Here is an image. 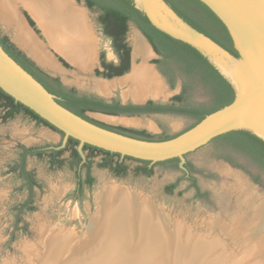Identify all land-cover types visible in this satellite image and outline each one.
<instances>
[{
  "label": "rangeland",
  "instance_id": "1",
  "mask_svg": "<svg viewBox=\"0 0 264 264\" xmlns=\"http://www.w3.org/2000/svg\"><path fill=\"white\" fill-rule=\"evenodd\" d=\"M19 11L23 14L22 16H24V13H27L31 18V15L28 12H24L22 8H19ZM86 16L97 39L96 59L100 55V58L102 57L105 62L115 63L116 57L112 43L102 35L97 22L98 13L86 11ZM31 19L39 30V34L36 35L38 44L62 69L64 68L61 72L57 73L55 71H46L59 77L66 86L74 87L80 92L97 93L98 91L94 89L95 82L93 81L95 78L93 69L95 67L89 72H83L81 68L80 70L78 69L79 67H75L76 65L73 66L51 46L43 33L44 30L41 25L35 19ZM0 33L6 35L9 41L14 40L12 30H6V32L1 30ZM133 37H135L134 27L130 23L125 35V42L130 48V52L133 46ZM131 58L130 55V60ZM61 59L65 61L67 66L61 63ZM135 59L136 63L140 62L141 64L143 62V60L141 62L139 55ZM152 60L154 58L150 59V62ZM95 65L100 70L98 62ZM160 79L166 89H164L166 95L164 97H150L147 100L154 98V101L167 103L172 96L180 94L181 79L177 78L171 89L161 76ZM129 88L130 83L118 86L111 90L113 93L110 91L107 99L117 97L121 101L123 100V102H131V96H128L127 99L122 98L123 93L126 90L128 92ZM174 91L175 93L168 96ZM188 101L190 104L205 103L208 101V96L202 87L197 85L189 93ZM1 116L2 110L0 108ZM89 117L94 121L111 127L143 130L155 138L179 134L194 124L193 119L176 115L139 117L135 119L139 120L141 124L137 127L107 122L96 115H90ZM150 124L156 127V129H150ZM157 128H160L161 131H158ZM59 141L60 136L57 133L47 127L38 125L23 114H16L12 119L6 121H2L0 118V264H36L34 260L38 257L40 258V255L43 253V250L37 245L40 226H48L51 230L64 229L73 232L76 237H79V243V240L85 237L87 225L95 212L94 196L98 188L105 184L119 185L132 192V194L147 199L165 217L167 228L170 230L176 222H182L193 233L202 236L208 221L213 220L217 222V226L214 225L213 227V232L216 235V240L222 241L221 245L223 248L225 247L224 250L228 256H232L237 252L238 248L235 246L236 237L243 229H249L250 224L253 222L255 208L264 204V185L261 186L254 183L245 172L231 167L222 160L216 159L213 145L195 150L186 156V160L190 161L198 170H201L205 175L210 174L214 176L203 177L195 175L199 190L208 194V201L203 198H194L195 190L190 187V183L187 180L180 181L171 194L165 193V187L174 183L182 176L181 169L171 170L150 164L149 166L153 167L152 173L146 177L135 174L134 169L140 165L139 163L120 157L119 159L122 160L126 167V173L116 176L109 169L98 166L102 160L101 155H95L90 158V175L93 178V183L90 187L84 184L81 192L78 193L76 192V173L74 170L69 169L67 165L69 154L68 152H64L60 156V159L64 161L61 168H51L46 156L41 158L27 157L26 169L32 172L40 188L34 189L33 210L20 215V221L17 224L18 229L15 230L12 224L16 214V207L23 203L27 197V191L25 188H21L22 181L18 176V172L12 171V167L18 162L20 153L18 146L56 147ZM83 156L85 157L86 153L83 152ZM238 161L246 166L251 174L257 173V168L247 162V160L238 158ZM222 170L231 171L233 175L239 177L249 186L251 188L250 196L248 198L244 196V199L240 191H238L235 177L226 175ZM79 176L83 180L85 170H81ZM262 180L264 184V176H262ZM236 226H243V229H239L238 233L237 227L233 231V234L228 233L236 228ZM255 228L249 229V238L257 236ZM26 244L27 246L34 245L37 248L39 256L32 258V262L34 263L28 261L29 256L24 249L25 247L27 248Z\"/></svg>",
  "mask_w": 264,
  "mask_h": 264
},
{
  "label": "bare ground",
  "instance_id": "2",
  "mask_svg": "<svg viewBox=\"0 0 264 264\" xmlns=\"http://www.w3.org/2000/svg\"><path fill=\"white\" fill-rule=\"evenodd\" d=\"M17 7L25 9L41 25L55 51L83 71L92 68L97 39L82 7L73 0H0V23L12 29L15 43L39 65L55 73L64 68L44 52L25 20L18 18ZM134 34L132 63L125 74L127 76L114 80H93L99 95L107 97L111 90L129 83L130 88L122 98L131 96L135 103L166 95L159 75L148 64L154 56L151 48L138 34ZM138 55L141 62L143 60L141 64L136 63ZM173 93L175 91L169 96ZM94 115L111 123L133 127L141 125L134 117ZM149 127L155 130L152 124ZM222 172L235 177L243 198L250 196L251 188L239 177L229 170ZM137 197L119 185L99 187L94 196L95 212L87 225L85 237L78 243L79 237L73 232L40 226L37 245L43 253L39 258L37 248L26 244L24 249L29 256L28 261L32 262L36 256L39 258L34 260L36 264H264V230L258 231L253 238L248 237L250 228L258 230L264 225V204L255 208L249 229L236 226L228 232L233 234L237 227L238 233L239 229H243L235 236L237 252L228 256L222 241L216 240L213 232L217 222L208 221L202 236L193 233L182 222H176L170 230L162 213L147 199Z\"/></svg>",
  "mask_w": 264,
  "mask_h": 264
},
{
  "label": "trees",
  "instance_id": "3",
  "mask_svg": "<svg viewBox=\"0 0 264 264\" xmlns=\"http://www.w3.org/2000/svg\"><path fill=\"white\" fill-rule=\"evenodd\" d=\"M79 2V0H76ZM85 7L89 11L98 13L97 22L100 26L102 35L109 39L112 48L119 58V62L115 65L112 62H105L102 65L105 68L115 69L116 72L110 74L95 71L97 77L111 79L114 76H121L129 71L130 48L125 42V35L128 24H133L140 33L145 37L153 51L158 55V59L152 60L159 74L167 81L172 88L177 78L181 79V92L179 95L171 98V104H160L148 101L146 105H120L118 100L107 103L101 98L79 95L74 89L63 87L57 78H51L26 59L12 44H9L6 37L0 36V46L4 52L11 57L21 68L30 74L41 86L51 95L57 97L56 102L72 112L76 116L87 120L99 127L105 128L112 132L131 138L142 139L147 141H164L176 137L172 136L153 137L146 131L127 129L123 127H111L94 121L86 116L87 112H97L106 115H150V114H167L188 117L194 120V124L184 131L193 127L201 121L206 115H209L230 104L234 99V92L229 83L214 69V67L203 57L195 48L180 40L174 39L169 35L155 28L145 16L144 13L137 10L132 0H82ZM184 23L192 29L202 34L221 49L226 51L234 58H239L238 52L234 49L231 37L222 23V21L200 0H162ZM24 16L34 32L39 34L35 23L29 16ZM64 66H67L62 62ZM201 86L208 96V101L199 104H190L188 101L189 93L195 86ZM0 102L4 108L2 119L4 121L12 119L16 114H23L38 125L49 128L58 133L63 138V133L58 131L46 121L37 116L34 112L24 107L20 103H16L11 97L0 90ZM182 131V132H184ZM181 132V133H182ZM208 144H212L215 150V158L228 163L231 167L245 172L254 183L263 186L262 176H264V141L257 138L245 130H234L222 134L212 139ZM207 144V145H208ZM59 146V144L57 145ZM56 146V147H57ZM78 141L69 137L65 148L60 150L50 149L48 146L26 148L18 146L20 153L18 162L12 167V171L18 172L21 179V188L27 191V197L18 207L14 216L13 228L17 230V224L20 221V215L24 212L33 210L32 200L34 189L40 188L34 179L32 172L26 169L27 157L41 158L46 156L51 168H61L64 161L60 156L64 152H68L67 165L69 169L76 173L77 183L76 192L80 193L82 186L85 184L90 187L93 178L90 176V158L95 155H101L102 160L98 164L100 168L109 169L114 175L121 176L126 173V167L117 162L120 158L119 154L110 153L89 145H83L82 150L86 151V162L81 164V158L76 150ZM187 156V155H186ZM185 156V158H186ZM238 158L247 160L257 168L256 174H251L246 166L239 163ZM124 159L132 160L140 165L134 169L135 174L150 176L152 166L150 162L136 160L128 157ZM179 159L173 158L154 165L162 166L171 170H179ZM185 171L174 183L165 187V193L171 194L182 180H187L190 187L195 190L194 198L205 199L208 201V194L201 192L197 185L195 175L203 177H214L213 175H205L198 170L190 161L184 163ZM85 170L84 179L81 180L79 173Z\"/></svg>",
  "mask_w": 264,
  "mask_h": 264
},
{
  "label": "water",
  "instance_id": "4",
  "mask_svg": "<svg viewBox=\"0 0 264 264\" xmlns=\"http://www.w3.org/2000/svg\"><path fill=\"white\" fill-rule=\"evenodd\" d=\"M73 1L85 11H89L82 0H79V2ZM200 1L211 9L225 25L239 58L229 55L211 40L184 23L162 0H132L134 7L144 13L155 28L174 39L189 44L205 57L229 83L234 92V99L230 104L206 115L193 127L174 138L164 141L131 138L99 127L76 116L60 106L56 102L57 97L49 94L41 84L9 57L1 46L0 90L16 103L28 108L63 133L60 146L56 149L64 148L69 137L77 140V152L82 159H84L82 147L83 145H89L110 153L119 154L122 158L128 157L148 161L151 165L178 158L179 169L185 171L183 165L186 161V155L212 145L208 144L212 139L227 132L245 130L264 141V0ZM19 8L21 7H17L18 18L23 17L22 19L27 23ZM23 11L27 12L25 9ZM28 27L31 29L29 25ZM133 27L134 33L138 34L151 48L154 60L158 59V55L153 51L145 37L134 25ZM1 30L6 32V30L12 29L0 23V32ZM10 42L39 68L46 70L30 57L25 50L20 48L14 40H10ZM130 53L132 54V50ZM131 63L132 58L130 68ZM148 64L154 68L150 60ZM156 73L159 75L157 71ZM50 75L55 77L52 74ZM101 79L112 80L115 78ZM99 96L101 97V95ZM147 101L146 99L142 103L133 101L131 103L143 105ZM125 103L122 100V104ZM92 114L126 118L143 117L139 115H106L97 112H87L86 116L91 118L89 116ZM262 228H264V225L260 226L257 232L260 229L263 230Z\"/></svg>",
  "mask_w": 264,
  "mask_h": 264
},
{
  "label": "flooded vegetation",
  "instance_id": "5",
  "mask_svg": "<svg viewBox=\"0 0 264 264\" xmlns=\"http://www.w3.org/2000/svg\"><path fill=\"white\" fill-rule=\"evenodd\" d=\"M25 17V16H24ZM30 18V17H29ZM26 19V18H25ZM27 21V20H26ZM34 22V21H33ZM28 23V22H27ZM29 25V24H28ZM32 29V31H34L33 30V28H31ZM35 33V32H34ZM36 34V33H35ZM0 36L1 37H6L7 39H8V37L6 36V35H2L1 33H0ZM8 42H9V44H12L9 40H8ZM13 45V44H12ZM14 46V45H13ZM14 48L17 50V51H19L15 46H14ZM20 52V51H19ZM26 59H28L30 62H32L33 63V65L35 66V67H37L40 71H42L43 73H45L46 75H48L49 77H51V78H57L58 80H59V82H60V84L63 86V87H65V88H67V89H74L79 95H88V96H94V97H98V98H101V99H103L104 101H106L107 103H111L112 101H114V100H118V102L120 103V105H128V104H132L131 102H126L125 104H122V101H121V99H118L117 97H112V98H110V99H105L104 97H100L96 92H95V94L94 93H88V92H80V91H78L76 88H74V87H70V86H66L61 80H60V78L59 77H57V76H55V77H53V76H51L50 75V73L49 72H47L46 70H42L41 68H39L33 61H31L29 58H27L22 52H20ZM114 55H115V57H116V62L114 63L115 65L119 62V58H118V56L116 55V53L114 52ZM62 62H64L65 63V61H63L62 59H61V63ZM97 62H98V65H99V67H100V70L98 69V67H96V65H95V68L93 69V72H94V74H95V71H98V72H105V73H110V74H112V73H114V72H116V70L115 69H108V68H105L103 65H102V62H103V60L100 58V55L98 56V58H97ZM66 64V63H65ZM154 68H155V70L157 71V69H156V67H155V65H154ZM129 69H130V57H129ZM158 72V71H157ZM159 73V72H158ZM124 75V74H123ZM164 80H165V82L167 83V81H166V79L161 75V74H159ZM122 76V75H121ZM95 77H97L96 76V74H95ZM117 77H120V76H114L113 78H117ZM112 79V78H111ZM168 85V84H167ZM168 87H169V85H168ZM170 88V87H169ZM171 89V88H170ZM113 93V92H112ZM173 97V96H172ZM171 97V98H172ZM148 101H152V100H148ZM147 101V102H148ZM147 102L145 103V104H143V105H146L147 104ZM154 103H160V104H167V105H169V104H171V99L167 102V103H163V102H158V101H153ZM132 105H134V104H132ZM0 108H1V110H2V116L0 117L1 118V120L2 121H4L3 119H2V117H3V114H4V108H3V105H2V102H0ZM168 116L167 114H150V115H143V116ZM139 116H142V115H139ZM160 129V128H159ZM60 140H61V138H60ZM60 141H59V146H60ZM59 146H57V147H59ZM24 147V146H23ZM57 147H49L50 149H55V150H60V149H56ZM26 148H31V147H26ZM65 148V147H64ZM63 149V148H62ZM76 150H77V147H76ZM83 151V150H82ZM84 153H86V151H83ZM79 154V153H78ZM80 156V155H79ZM103 157V156H102ZM81 158V157H80ZM86 162V156L84 157V159H82L81 158V164L82 163H85ZM117 162H120V163H122L123 164V162H122V160H120V159H117ZM124 165V164H123ZM149 167H151V166H149ZM91 176V175H90ZM92 177V176H91Z\"/></svg>",
  "mask_w": 264,
  "mask_h": 264
},
{
  "label": "crops",
  "instance_id": "6",
  "mask_svg": "<svg viewBox=\"0 0 264 264\" xmlns=\"http://www.w3.org/2000/svg\"><path fill=\"white\" fill-rule=\"evenodd\" d=\"M48 40V39H47ZM57 52V51H56ZM96 50H95V52H94V54H95V61H94V64H93V66H92V68H90L88 71H83V70H81L80 68H78L77 66H75L72 62H70V61H68L67 59V61L68 62H70L73 66H75L76 68H78V69H80L81 71H83V72H89V71H91V69H93L94 67H95V64L97 63V59H96ZM58 53V52H57ZM59 54V53H58ZM60 56H62L61 54H59ZM64 59H65V57L64 56H62ZM96 79V77L93 79V80H95ZM97 80H100V79H97ZM101 81V80H100ZM166 90V89H165ZM112 92V91H111ZM112 95V94H111ZM169 96V95H168ZM107 98V97H106ZM155 129H156V127H154ZM153 130V129H152ZM157 130L158 131H161L159 128H157Z\"/></svg>",
  "mask_w": 264,
  "mask_h": 264
}]
</instances>
